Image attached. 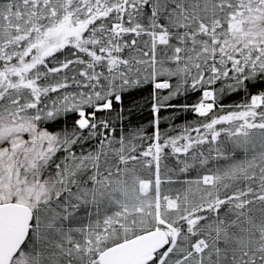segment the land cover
Instances as JSON below:
<instances>
[{
    "label": "snow or ice",
    "instance_id": "snow-or-ice-1",
    "mask_svg": "<svg viewBox=\"0 0 264 264\" xmlns=\"http://www.w3.org/2000/svg\"><path fill=\"white\" fill-rule=\"evenodd\" d=\"M0 264H264V0H0Z\"/></svg>",
    "mask_w": 264,
    "mask_h": 264
}]
</instances>
